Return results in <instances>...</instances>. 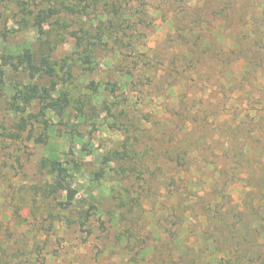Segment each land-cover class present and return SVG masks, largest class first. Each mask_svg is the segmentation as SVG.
<instances>
[{"label":"rangeland","instance_id":"rangeland-1","mask_svg":"<svg viewBox=\"0 0 264 264\" xmlns=\"http://www.w3.org/2000/svg\"><path fill=\"white\" fill-rule=\"evenodd\" d=\"M21 1L0 0L1 60L26 47L39 52L37 31L19 23ZM26 1L37 10L52 0ZM101 17L114 27L98 51L100 67L87 72L71 31ZM61 19L66 33L46 26L59 88L84 97L87 115L78 119L75 107L62 119L49 111V128L33 116L21 138L3 141L2 124L16 117L4 109L9 88L0 83V264H219L210 249L235 239L217 234L198 244L190 209L216 202L215 168L229 166L221 155L239 131L246 157L234 170L244 181L229 180L227 189L239 202L249 200L247 217L264 211L257 185L264 135L247 138L250 121L264 114V0H103L87 15L65 12ZM6 68L9 85L15 74ZM93 80L100 83L96 93ZM189 150L191 169L178 159ZM201 152L216 163L198 159ZM52 157L75 166L79 193L68 209L44 195L52 175L42 162ZM189 177L200 185L185 186ZM249 182L257 198L248 193L245 200Z\"/></svg>","mask_w":264,"mask_h":264},{"label":"trees","instance_id":"trees-1","mask_svg":"<svg viewBox=\"0 0 264 264\" xmlns=\"http://www.w3.org/2000/svg\"><path fill=\"white\" fill-rule=\"evenodd\" d=\"M102 1L52 0L49 4L39 7L37 10L30 8L28 1H21V18L19 23L24 28H32L37 31V40L39 41L40 49L37 53L32 47H26L20 53L2 56L3 60L0 57V83L2 85L4 84L5 87L7 85L9 88L4 109L9 112L8 114L15 115L16 117L10 126L6 123L2 124L1 135L3 141L21 138L22 134L30 126L34 125L33 116L38 117V121H42L45 128H49L51 122L46 118L49 111L62 119L71 113L72 108L75 107L77 112L76 117L78 119L86 117L87 100L84 97L77 98V100L73 99L69 91L59 88L57 80L59 70L57 64L52 60L50 52L51 49L55 48L56 44L48 38L47 34L49 30L46 26L49 24L52 25L58 31V35L66 33L69 25L61 19L63 13L67 12L71 15L84 16L92 8L99 9ZM107 1L105 0V2ZM113 25L114 21L112 19L101 17L100 23H97L96 26H83L71 31L72 36L75 38L76 52L78 54L77 59L83 70L94 72L100 67L98 51L108 47L107 36L109 35V31L113 29ZM117 36L119 37L118 32ZM6 67H10L12 73L15 74V79L10 81L9 85L6 81ZM61 67L64 69V66ZM89 88L92 92L96 93L100 89V83L93 80L90 82ZM74 102L78 104L73 105ZM34 109H38V111L34 113ZM108 110L110 112L111 108H108ZM261 113L258 115V120L254 119L250 121L253 124V129L247 131V138L253 136V131L256 133L260 132L264 135V119L262 116L264 114ZM240 123H244V121ZM212 124L219 127V123L217 122ZM66 125H68V122H66ZM69 131L74 133L76 129ZM236 133L235 137L231 139V147L221 155V157L225 156L228 159L229 166L222 170L218 167L215 168L217 178L213 176L214 182L212 185L213 189L211 188V190H213L212 192L216 196V202L213 201L212 204H209L207 210H201L200 212L195 204L190 209V211L196 212V218L194 219V223L197 226H194L198 238L196 242L201 245H207L206 243H209L207 236L211 235L216 237L217 234L220 237L232 238L235 239L233 246L218 247L217 252L210 249V252L214 253L215 257H219L221 261L219 264L222 262H226L225 264H264V211L259 209V213L256 211L253 212L252 218L247 217L251 216L249 200L244 203L241 200L239 202L233 195L231 189H227L229 180L232 182L237 180L244 181L241 176L237 175L234 169L238 168L237 166L246 157V151L244 150L246 141L244 139H236L238 138ZM133 137L137 138L136 134H133ZM257 141L263 144V140ZM134 144L133 140V160L138 155ZM129 146L130 141L127 139V141L125 140L124 147L128 150ZM258 152L260 156L257 158V164L261 167L260 170H263L260 173L262 176L259 179L263 180V185L258 182L257 185L261 187L260 190L264 197V146ZM216 156L219 155L216 153ZM197 158H202L203 162L207 164L212 163V161L216 163V160H211L204 152L198 154ZM178 159H184L185 165L191 169L190 160L194 161L195 156L189 150L185 156H178ZM108 160L110 158L107 156L106 161L108 162ZM42 164L43 167L49 169V173L52 175L51 181L48 182L44 189V195L60 199L58 204L63 209L72 207L79 193L78 188L74 186L75 166L59 157L46 158ZM134 165L136 166V164ZM205 175V171L201 172V179ZM220 177L221 179H219ZM185 183V186L189 184L200 185L198 182L195 183L193 177L187 178ZM247 187L250 190H247L245 200L248 199V193L252 199L257 198L255 196L257 192L254 190L252 182H249ZM90 215V212H88L85 223L90 219ZM181 221L182 224L191 226L192 219L190 216H182ZM2 258H0L1 263Z\"/></svg>","mask_w":264,"mask_h":264}]
</instances>
